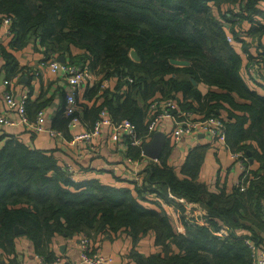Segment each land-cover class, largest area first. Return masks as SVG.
Segmentation results:
<instances>
[{
	"label": "trees",
	"instance_id": "obj_1",
	"mask_svg": "<svg viewBox=\"0 0 264 264\" xmlns=\"http://www.w3.org/2000/svg\"><path fill=\"white\" fill-rule=\"evenodd\" d=\"M0 15L12 19V50L39 42L46 60L64 56L98 70L101 80L81 104L88 130L107 110L114 122L128 120L145 137L151 102L176 99L180 110L199 118L222 117L227 149L242 152L248 168L239 185L212 191L199 181L202 145L179 172L167 149L130 188L76 183L56 151L0 135V252L13 256L11 264H18L20 236L52 261L57 238L85 235L97 248L100 238L122 233L132 237L129 256L136 264H252L251 246L264 244V84L245 69L256 55L264 68V0H0ZM72 48L83 53L73 56ZM0 55L10 81L22 69L2 42ZM176 59L189 66L172 65ZM200 84L208 87L205 94ZM47 102L25 101L30 120ZM71 119L61 109L52 128L70 139ZM128 156L145 159L139 148H129ZM148 235L160 251L145 255L136 246Z\"/></svg>",
	"mask_w": 264,
	"mask_h": 264
},
{
	"label": "crops",
	"instance_id": "obj_2",
	"mask_svg": "<svg viewBox=\"0 0 264 264\" xmlns=\"http://www.w3.org/2000/svg\"><path fill=\"white\" fill-rule=\"evenodd\" d=\"M9 43L10 40H8V38L3 42L7 51L10 53L12 52L16 58L18 69H22L20 73H17L14 78L11 79V91L17 98L27 96V99L32 103H44L49 100V102L46 103V107L43 109H45L47 123L49 127H52L53 119L61 109H64L66 106L65 94L66 91H68L66 81L61 78V76L53 75L50 72L48 66L49 59L46 60V57L40 52L39 42H35L26 49L18 51L12 50ZM82 53L83 52L79 49L72 48L73 56H78ZM241 56L244 62L248 60L246 54L242 53ZM60 57L61 56H58L56 60L60 61ZM68 60V57H65V62H69ZM4 65L5 62L0 55V112L7 114L12 119H17L15 112L10 111L6 107L3 97L4 86L2 84L6 79ZM2 75H4V80L1 83ZM91 86H85L82 93L79 94L80 123L75 129H69L70 135L88 130L87 126L81 122L83 117L81 104L83 103L84 91ZM253 86L258 88L255 84H253ZM199 88L202 89L204 94L208 91L206 85L200 84ZM173 127V119L166 118L156 131V133H162L166 137V143L161 149L160 156L157 158L158 161L159 158L164 155L165 151L170 149L168 162L179 172L188 153L193 150V148L202 145L207 146L199 181L207 184L212 191H216L224 185L231 190L237 185L240 180L241 170L235 167L230 156V151L226 146L222 143L212 144L208 137L202 135L196 138H185L181 143H174L171 139ZM3 134L19 138L37 150L48 152L56 151L55 156L58 159L59 165L61 167L69 165L77 172L75 176L76 183L98 180L104 185L117 188H130L129 183L133 182V171L138 168L139 172H143L149 161L154 160L145 157L144 160H135L137 162L128 163L125 150L118 149L119 143L114 141V137L111 136L112 134L109 133L107 128H103L99 137L94 139L93 149L88 148L84 144H80L78 147H71L62 139L54 141L46 132L33 135L29 133L24 126L4 127L0 130V135ZM154 135L148 142L153 139ZM166 210L170 212L169 208H166ZM61 239L62 238L56 239L55 247L57 249V254L75 259L78 254L77 249L79 246L77 238L69 240ZM98 244L96 248L93 243L94 251H100L105 255H114L115 264H136L129 256L133 248L132 237L130 235L122 233L112 239L110 236L106 235V237L100 238ZM55 247L52 245L53 250H55ZM136 249L139 253L145 255L160 251V249L155 246L153 235L142 238L136 246ZM36 254L32 243L26 236H20L17 239L16 262L18 264H39L35 258ZM12 259L13 256H7L0 252V264H11Z\"/></svg>",
	"mask_w": 264,
	"mask_h": 264
},
{
	"label": "built area",
	"instance_id": "obj_3",
	"mask_svg": "<svg viewBox=\"0 0 264 264\" xmlns=\"http://www.w3.org/2000/svg\"><path fill=\"white\" fill-rule=\"evenodd\" d=\"M12 19L9 17H2L0 15V43L10 38V26ZM228 41L232 42V37H228ZM262 53V50H260ZM49 70L53 75H59L66 81L68 91L65 94L66 106L64 108V116L72 117L69 124V129H75L80 123V93L85 86H91L97 82L96 76L89 67L90 61L86 65L73 64L69 62L62 63L56 59L49 60ZM248 78H254L258 83L264 84V68L263 56L256 55V58L247 65L245 69ZM132 80H130L131 82ZM3 97L6 107L10 111H14L17 119H12L7 114L0 112V130L4 127L24 126L29 133L33 135L48 133L50 138L54 141L60 139L66 141L71 147H78L80 144L86 145L88 148H94V139L98 138L103 128H107L114 141L118 142V149L125 150L128 163L137 162L128 156L129 148H139L141 156L146 157L143 152V146L148 139L156 133L162 121L166 118L173 119L174 127L171 132V139L174 143H181L185 138H196L205 136L210 139L212 144L222 143L226 146L225 135V121L222 117L199 118L198 114L192 111H182L179 109L176 99H160L157 98L151 102L148 110L149 130L145 141L144 136H139L135 126L128 120L121 122H114L107 110L100 114V119L92 130L71 135L70 139H66L61 131L49 127L46 119L45 111H40L34 120H30L25 101L27 96L17 98L11 91L12 81L4 80ZM93 86V85H92ZM86 91V90H85ZM84 91V92H85ZM227 147V146H226ZM231 159L234 161L235 167L242 172L247 173L244 155L242 152L231 153ZM158 162L157 159L153 160ZM63 171L67 172L76 182L77 172L69 165L61 167ZM142 172L138 168L132 173V181L140 184ZM241 175V174H240ZM245 178V176L243 177ZM240 184V181L237 185ZM243 189V188H242ZM79 246L77 249V257L75 259L68 258L65 255H57L52 261H47L44 256L36 254L35 258L39 264H115L114 255H105L100 251H94L92 239L85 235L77 237ZM253 260L252 264H264V247L258 248L251 246Z\"/></svg>",
	"mask_w": 264,
	"mask_h": 264
},
{
	"label": "water",
	"instance_id": "obj_4",
	"mask_svg": "<svg viewBox=\"0 0 264 264\" xmlns=\"http://www.w3.org/2000/svg\"><path fill=\"white\" fill-rule=\"evenodd\" d=\"M131 57L134 61H137V62L140 61V58L136 51L131 52ZM59 59H60V62L62 63L65 62L64 56H61ZM170 63L177 67H188L189 66V62L184 61V60H177V59L171 60ZM3 80H4V75H2L1 77V83L3 82ZM165 143H166L165 135L162 133H155L153 139L150 142H147L144 144L143 146L144 155L150 159H157L160 156L161 149L163 148ZM16 233L18 234L24 233V230L17 228Z\"/></svg>",
	"mask_w": 264,
	"mask_h": 264
},
{
	"label": "rangeland",
	"instance_id": "obj_5",
	"mask_svg": "<svg viewBox=\"0 0 264 264\" xmlns=\"http://www.w3.org/2000/svg\"><path fill=\"white\" fill-rule=\"evenodd\" d=\"M9 39H10V38H8V40H9ZM92 74H93L94 76H96V78H97V82H99V81L101 80V76L98 74V70H96L95 72L93 71ZM109 85H110V83H109ZM177 98H178V99H181L182 96H181V95H178Z\"/></svg>",
	"mask_w": 264,
	"mask_h": 264
}]
</instances>
